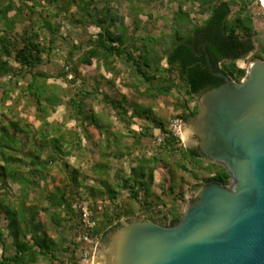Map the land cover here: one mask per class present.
Returning a JSON list of instances; mask_svg holds the SVG:
<instances>
[{"label": "trees", "instance_id": "16d2710c", "mask_svg": "<svg viewBox=\"0 0 264 264\" xmlns=\"http://www.w3.org/2000/svg\"><path fill=\"white\" fill-rule=\"evenodd\" d=\"M42 1L63 14L75 5L68 21L80 25L89 22L98 28L85 41L69 44L67 57L56 74L35 70L43 64L44 57L50 58L57 48L58 38L66 40V36L60 34L58 22L44 17L36 22L26 14L28 10L30 14L40 15L35 7H42ZM124 1L135 16L130 26L123 22L110 0H0V99L4 101L9 92L19 87L33 99L41 120L34 130L19 120L0 125V221L4 222L0 226V264H37L39 261L85 264L81 247L88 243L77 240L81 219L74 206L83 199L81 191L87 194L90 218L94 221L89 236L97 240L119 226L121 218L135 216L137 211L143 218L158 224H176L182 215L183 184L187 176L194 180L189 186L192 191L207 183H230V175L221 164L182 145L155 115L150 104L130 101L124 94L111 95L100 86L102 80L113 85L119 78L137 96L151 100L150 103L176 91L182 94L179 115L182 120L192 118L196 104L189 106V103L222 82L211 74L208 62L214 71H221L232 81L239 82L246 69L237 65L238 60L247 55L251 60H264V41L259 37L253 10L255 1L264 18L259 0H175L177 5L168 18L167 32L161 31L159 35L135 34L137 15L143 11L141 3L154 0ZM187 4L192 9L185 8ZM193 7L196 8L193 10ZM193 11L200 16L199 23L191 16ZM17 25L21 26L19 33L14 32ZM42 31L48 36H42ZM93 61L111 77L105 79L100 74L93 78V84H88L78 68L91 65ZM131 76L135 80H130ZM25 78L26 83L19 86V79ZM50 78L68 81L75 90L71 93L57 83L48 82ZM78 78L80 84L75 85ZM7 85H11L10 88ZM65 97L71 117L84 130V135L89 137L87 128L97 134L98 140L93 144L98 159L90 166L95 178L93 184H88L91 178L87 174L71 168L66 170L64 184L50 189L40 187V180L46 178L53 163L68 167L65 157L71 155L72 148L80 150L82 147L76 130H67L66 135L59 126H52L46 120L49 112L61 105ZM91 99H98L112 111L126 132L113 129L110 117L105 112H96ZM136 118L146 121L139 131L132 128ZM155 129L164 138L160 144L154 143L155 149L147 155L144 139L153 137L154 140ZM26 138H31V147L24 151L22 144ZM135 150L140 153L132 157L133 164L128 171L118 169L109 180L110 157L122 159ZM159 167L169 172L170 179L163 180L159 192H155L154 173ZM10 181L18 185L16 195L8 194ZM122 191L128 193L125 204L116 202ZM31 192L35 196L30 200ZM105 199L108 204L99 208L98 201ZM133 203L137 204L136 209ZM40 213L50 226H67L75 235L69 239L50 236L39 218Z\"/></svg>", "mask_w": 264, "mask_h": 264}, {"label": "water", "instance_id": "95a60500", "mask_svg": "<svg viewBox=\"0 0 264 264\" xmlns=\"http://www.w3.org/2000/svg\"><path fill=\"white\" fill-rule=\"evenodd\" d=\"M208 66L222 82L196 98L180 133L185 147L195 136L230 183L201 185L174 225L121 219L96 243L92 264H264V60L239 82Z\"/></svg>", "mask_w": 264, "mask_h": 264}, {"label": "rangeland", "instance_id": "374dc122", "mask_svg": "<svg viewBox=\"0 0 264 264\" xmlns=\"http://www.w3.org/2000/svg\"><path fill=\"white\" fill-rule=\"evenodd\" d=\"M105 0H101L104 2ZM111 5L116 9L117 14L123 19V22L130 26L134 23L135 16L130 12L129 4L124 0H110ZM260 2V0H259ZM30 4V3H29ZM42 7L40 5L36 6V10L39 11L41 14H30L28 10H26V14H29L33 20L36 22H40L41 18H48L51 19V22L57 23L60 25V34L66 36V40H62L58 38L57 40V48L51 53L50 58L46 59L44 57L43 64L37 66L35 70H44L50 74H56V72L61 68L63 65L66 57H67V50L70 43L79 44L81 41H85L87 36L94 34L97 32L98 28L95 27L92 23H84V24H73L69 22L68 19L70 15L73 14L75 11V5H71L67 12L64 14L57 10L55 7H51L50 5L46 4L44 1L41 2ZM256 2H253V10L255 14V25L257 30L259 31V37L262 41H264V18L261 16L260 10L256 7ZM177 2L175 0H154L150 3H141L140 8L143 10L142 13L137 15V24H136V31L135 34H151V35H159L161 31L167 32V23L168 18L170 17L171 11L176 8ZM261 5V2H260ZM262 6V5H261ZM263 7V6H262ZM185 8L192 7L187 4ZM196 7H193V10ZM264 9V8H263ZM150 14V15H148ZM64 15V16H63ZM75 16V15H74ZM191 16L194 18L196 23H199L200 16L195 13V11L191 12ZM21 31V26L17 25L15 27L14 32L19 33ZM42 36H48L47 32L42 31ZM255 60V59H253ZM251 60L250 55L240 59L237 61V65L239 67H244L246 70L249 64L253 61ZM13 66H17L12 60L10 61ZM122 63L120 62V65ZM80 71L81 76L86 79L88 84H93V78L98 77L100 74L104 76V78H110L111 74L105 71V69L100 66L99 68L96 67L95 61L91 65H82L78 68ZM28 78V75H27ZM68 78H71V75H68ZM135 80L134 77L131 76L130 80ZM81 79L78 78L76 80L75 85L80 84ZM48 82L57 83L64 88H66L71 93L75 90L74 85L65 81L63 79H56L50 78ZM26 83L25 79H19L18 85L23 86ZM11 85H7V88H10ZM141 88H143L141 86ZM100 89L105 91L111 95L119 96V94H124L128 100H134L137 102H141L144 105H151V108L155 115L160 118L164 126L166 127L169 123V120L176 114L181 113V108L178 107V104L182 102V94H178L176 91L170 96L167 97H158L155 101H152L144 98L139 97L137 94L133 92V90L122 84V81L119 78L115 79L113 85L106 84L103 80L101 81ZM1 96V90H0ZM67 97L63 98V102L61 105H58L54 108L53 111L49 112L46 120L50 122L52 126L57 125L60 127V130L65 133L67 130H76L79 135L81 136V149L79 150L77 147L71 149V155L65 157L66 162L68 163V167H64L62 163L56 162L53 163L49 170L48 174L46 175L45 179L40 180V187L47 186L49 189L52 188L54 185H61L64 184L66 181V170L71 168H78L82 173H85L89 176L88 184H93V178L95 176L91 173L90 166L98 159V152L97 149L94 147L93 142L98 140L97 134L94 129L87 128V133L89 137L84 135V130H82L81 126L78 125V122L71 117V110L69 106L66 104ZM195 102H190L189 106H192ZM90 104L96 112H105L113 122V129H118L122 132H126L122 122L119 120L117 121L116 116L106 108L101 101L98 99H91ZM9 120H19L22 125H29L28 127L31 130L38 128L41 124V120L38 117V112L36 110V105L33 99L29 98L25 95L22 91H20L19 87H16L13 91L8 93V96L5 98L4 101L0 99V125L7 123ZM146 124V121L135 119V124L132 125V128L136 131H139L141 127ZM158 129L153 130V134H156ZM67 135V133H65ZM129 140L130 138H125ZM30 139L23 140V148L24 151L28 150L30 146ZM181 144L183 145V138L181 136L180 140ZM144 143L146 148L144 149L146 154L149 155L155 149V142L153 137L149 139H144ZM67 150L70 147H65ZM140 153L139 150H135L132 152L131 156H125L122 159L110 157L109 159V180L112 179V175L114 172L118 171V169H123L125 172L128 171V167L130 164H133L132 157L137 156ZM179 174V173H177ZM169 180L170 174L165 170L163 167L157 168L154 173V185L153 189L155 192H159V185L162 183L163 180ZM166 182V181H165ZM165 182L163 184H165ZM194 180L190 177H186L185 183L183 184V196L185 201L182 202L181 208L182 212L184 207L188 201L193 198L195 191L189 189L191 183ZM18 185L16 183H12L11 181L8 182V191L9 195L17 194ZM81 195L83 197L82 200L79 202H86L89 201L86 199L87 194L86 192L81 191ZM128 193L126 191H122L117 195L116 202H122L125 204L127 201ZM35 194L33 192L30 193L29 199L31 200ZM98 201L99 208L102 204H108V200L105 199ZM133 207L136 209L137 204L133 203ZM132 217H139L143 218L144 215L141 214L140 211H137L135 216ZM39 218L42 222H44L45 228L47 233L57 238L58 236L66 237L67 239L72 238L75 235L74 230H69L67 226L56 227L50 226L47 222V218L40 213ZM131 218V217H130ZM125 219V217L121 218ZM120 219V220H121ZM4 224L3 220L0 221V226L2 227ZM99 241L92 240L91 243L83 244L81 247V254L83 259V252L86 251L88 254V260L83 261L85 264H92V257L96 243ZM1 251V249H0ZM37 264H49L46 261H39Z\"/></svg>", "mask_w": 264, "mask_h": 264}, {"label": "built area", "instance_id": "2783aa9c", "mask_svg": "<svg viewBox=\"0 0 264 264\" xmlns=\"http://www.w3.org/2000/svg\"><path fill=\"white\" fill-rule=\"evenodd\" d=\"M182 118L179 114L174 115L167 125L168 131L176 138L181 140V133H180V124H181ZM164 135L157 133L155 136V143L160 144L163 141ZM75 208L79 211L80 219H81V226L80 230L77 234V240L83 241L86 243H91L92 240L89 236V231L94 226V221L90 218V211L88 209L86 202H78L74 204ZM83 261L88 260V254L86 251L83 252ZM85 263V262H83Z\"/></svg>", "mask_w": 264, "mask_h": 264}, {"label": "flooded vegetation", "instance_id": "af4514ba", "mask_svg": "<svg viewBox=\"0 0 264 264\" xmlns=\"http://www.w3.org/2000/svg\"><path fill=\"white\" fill-rule=\"evenodd\" d=\"M209 67V66H208ZM210 70V69H209ZM217 78H219V77H217ZM219 85V84H218ZM217 85V86H218ZM215 87V86H214ZM212 88V87H211ZM209 89V88H208ZM207 90V89H206ZM204 92V91H203ZM199 96V95H198ZM197 96V97H198ZM196 97V98H197ZM195 104H196V100H195ZM196 109H197V105H196ZM197 138L195 137V136H192L188 141H187V146L186 147H188V148H191V149H196V150H198V152H200V154H202L201 153V151L199 150V147H198V145H196L194 142H195V140H196ZM203 155V154H202ZM204 157V156H203ZM205 158V157H204ZM206 159V158H205ZM116 228V227H115ZM114 228V229H115ZM101 241H105V236L101 239Z\"/></svg>", "mask_w": 264, "mask_h": 264}, {"label": "bare ground", "instance_id": "6f19581e", "mask_svg": "<svg viewBox=\"0 0 264 264\" xmlns=\"http://www.w3.org/2000/svg\"><path fill=\"white\" fill-rule=\"evenodd\" d=\"M261 2H262V5H263V7H264V3H263V1L261 0ZM182 136V135H181Z\"/></svg>", "mask_w": 264, "mask_h": 264}]
</instances>
